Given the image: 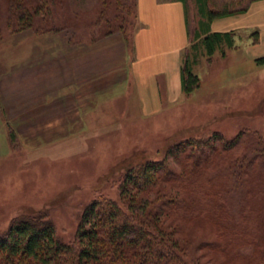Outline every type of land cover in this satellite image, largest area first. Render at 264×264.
I'll use <instances>...</instances> for the list:
<instances>
[{
    "label": "rangeland",
    "instance_id": "rangeland-1",
    "mask_svg": "<svg viewBox=\"0 0 264 264\" xmlns=\"http://www.w3.org/2000/svg\"><path fill=\"white\" fill-rule=\"evenodd\" d=\"M48 3L49 11L17 30L16 24L7 25L8 0H0V232L12 218L44 210L58 236L70 241L98 195L118 197L114 181L127 166L162 159L171 145L189 137L219 133L231 139L248 130L264 139V64L248 60L244 44L236 43L223 45L225 53L217 50L210 62L198 49L193 71L200 86L161 114L137 116L133 84L124 77L113 86L123 88L115 93L111 111L117 121L125 108L130 114L126 124H92L81 134L78 123L65 127L43 122L49 115L43 114L41 85L52 82V73L43 76V69L72 63L76 45L118 33L100 13V0ZM112 50L118 52V47ZM10 130L15 139H10ZM192 241L187 261L203 264L194 255L199 240Z\"/></svg>",
    "mask_w": 264,
    "mask_h": 264
},
{
    "label": "trees",
    "instance_id": "trees-1",
    "mask_svg": "<svg viewBox=\"0 0 264 264\" xmlns=\"http://www.w3.org/2000/svg\"><path fill=\"white\" fill-rule=\"evenodd\" d=\"M180 1L189 40L181 90L189 95L200 86L197 50L210 62L215 51L225 53L223 45L235 46L236 32L212 31L211 22L242 14L255 0ZM48 2L8 0L7 25L30 26L50 10ZM100 3L105 21L132 46L136 0ZM252 35L256 43L258 32ZM255 61L264 64V56ZM9 136L15 139L12 130ZM114 184L118 197L98 195L70 241L58 236L44 210L12 218L0 232V264H189L193 239L198 263L264 264V139L257 131L182 139L162 159L127 166Z\"/></svg>",
    "mask_w": 264,
    "mask_h": 264
},
{
    "label": "crops",
    "instance_id": "crops-1",
    "mask_svg": "<svg viewBox=\"0 0 264 264\" xmlns=\"http://www.w3.org/2000/svg\"><path fill=\"white\" fill-rule=\"evenodd\" d=\"M136 12L137 24L130 51L122 34L116 32L89 44L76 45L72 63L62 61L55 70L43 69V76L52 73V82L43 80L41 85L43 114L49 115L43 122L65 127L78 123L81 125L79 133L92 129V124H126L130 114L125 108L118 113L117 121L111 111L118 97L115 93L123 88L113 86L124 77L127 83L130 80L133 84L130 87L136 94L134 105L140 113L137 116L161 114L163 109L190 98L192 92L185 95L181 90L182 54L189 44L183 3L180 0H136ZM210 27L218 32L235 31V43L244 44L242 48L248 60L264 56V0L253 1L242 14L215 19ZM255 30L258 41L253 43ZM115 46L118 52L112 50Z\"/></svg>",
    "mask_w": 264,
    "mask_h": 264
}]
</instances>
